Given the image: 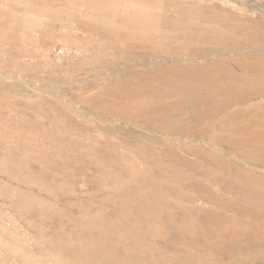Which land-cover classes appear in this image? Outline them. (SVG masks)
<instances>
[{"label":"rangeland","instance_id":"1","mask_svg":"<svg viewBox=\"0 0 264 264\" xmlns=\"http://www.w3.org/2000/svg\"><path fill=\"white\" fill-rule=\"evenodd\" d=\"M262 122L264 0H0V264H264Z\"/></svg>","mask_w":264,"mask_h":264},{"label":"bare ground","instance_id":"2","mask_svg":"<svg viewBox=\"0 0 264 264\" xmlns=\"http://www.w3.org/2000/svg\"><path fill=\"white\" fill-rule=\"evenodd\" d=\"M193 2V1H192ZM194 3V2H193ZM197 3V2H196ZM139 19V18H138ZM137 19V20H138ZM86 31V30H85ZM221 33V32H220ZM222 36V38H224L223 37V35H221ZM220 36V37H221ZM240 36V35H239ZM244 37V36H243ZM244 39V38H243ZM258 42V41H257ZM160 45V44H159ZM180 46H182V45H180ZM164 47V46H163ZM178 47V46H177ZM176 47V48H177ZM186 47H187V45H186ZM136 48V47H135ZM182 48V47H181ZM189 48V47H188ZM187 48V49H188ZM137 49V48H136ZM163 49V48H162ZM165 49V48H164ZM187 49H186V51H187ZM181 50V49H180ZM184 50V49H183ZM185 51V52H186ZM165 52V51H164ZM228 52V51H227ZM197 53V52H196ZM187 54V53H186ZM153 55V54H152ZM160 55V54H159ZM167 57H168V55H166ZM178 56H179V54H178ZM191 56V55H190ZM151 61V60H150ZM158 62V61H157ZM150 64V63H149ZM193 64V63H192ZM153 65V64H152ZM220 65V64H219ZM218 65V66H219ZM162 66V65H161ZM155 67V66H154ZM169 67V66H168ZM183 67V66H182ZM181 68V67H180ZM179 68V69H180ZM218 68V67H217ZM98 69V68H97ZM137 69V68H136ZM155 69V68H154ZM159 69V68H158ZM163 69V68H162ZM178 69V70H179ZM210 69V68H209ZM219 69H220V67H219ZM129 70V69H128ZM149 70V69H148ZM178 70H177V72H178ZM147 71V70H146ZM169 71V70H168ZM182 71H184V70H182ZM126 72V71H125ZM124 72V73H125ZM172 72V71H171ZM176 72V71H175ZM176 72V73H177ZM185 72V71H184ZM189 72V71H188ZM201 72V71H200ZM162 73V72H161ZM182 73V72H181ZM216 73V72H215ZM129 74H131V73H129ZM150 74V73H149ZM196 74V73H195ZM124 76H125V74H123ZM133 75V74H132ZM145 75H146V73H145ZM178 75H180V74H178ZM207 75V74H206ZM216 75V74H215ZM220 75V74H219ZM137 76V75H136ZM135 76V77H136ZM150 76V75H149ZM155 76V75H154ZM168 76H169V74H168ZM185 76V75H184ZM189 76V75H188ZM191 76V75H190ZM195 76V75H194ZM194 76H192V77H194ZM208 76V75H207ZM123 77V76H122ZM200 77V76H199ZM203 77H204V75H203ZM215 77V76H214ZM217 77H218V74H217ZM132 78V77H131ZM140 78H141V76H140ZM151 78V77H150ZM161 78H163V77H161ZM211 78V77H210ZM157 79H159V78H157ZM174 79V78H173ZM191 79V78H190ZM195 79V78H194ZM203 79H207L206 77H204ZM217 79V78H216ZM215 79V80H216ZM243 79V78H242ZM211 80V79H210ZM209 80V81H210ZM218 80V79H217ZM216 80V81H217ZM122 81V80H121ZM140 81H141V79H140ZM156 81V80H155ZM208 81V80H207ZM213 81V80H212ZM137 82V81H136ZM215 82V81H214ZM223 82V81H222ZM132 83V82H131ZM148 83V82H147ZM153 83V82H152ZM165 83V82H164ZM199 83V82H198ZM24 84V83H23ZM111 84V83H110ZM113 84V83H112ZM121 84V83H120ZM128 84V83H127ZM148 84H150V83H148ZM216 84V83H215ZM136 85H137V83H136ZM141 85V84H140ZM140 85H138L139 87H140ZM188 85V84H187ZM121 86V85H120ZM133 86V85H132ZM142 86V85H141ZM146 86H148V85H146ZM157 86V85H156ZM167 86V85H166ZM186 86V85H185ZM192 86V85H191ZM123 87V86H122ZM121 87V88H122ZM128 87V86H127ZM134 87V86H133ZM132 87V88H133ZM136 87V86H135ZM144 87V86H143ZM142 87V89L144 90V88ZM152 87H153V85H152ZM214 87V86H213ZM216 87V86H215ZM223 87V86H222ZM115 88H117V87H115ZM120 88V87H119ZM153 88H155V87H153ZM175 88V87H174ZM178 88V90H179V92H181L180 90L183 88L182 86H178V85H176V89ZM191 88H193V86L191 87ZM145 89H146V87H145ZM167 89H169L168 88V86H167ZM185 89V88H184ZM108 90V89H107ZM123 90H125V89H123ZM149 90V89H148ZM173 90V89H172ZM178 90H174V91H178ZM188 90V89H187ZM192 90V89H191ZM216 90V89H215ZM151 91V90H150ZM157 91V90H156ZM229 91V90H228ZM109 92V91H108ZM112 92V91H111ZM127 92V91H126ZM125 92V93H126ZM132 92V91H131ZM147 92H149V91H147ZM153 92V91H152ZM168 92V91H167ZM172 92V91H171ZM194 92V91H193ZM211 92V91H210ZM220 92V91H219ZM116 93V92H115ZM121 93H122V91H121ZM124 93V92H123ZM129 93V92H128ZM174 93V92H173ZM183 93V92H182ZM186 93V92H185ZM218 93V92H217ZM232 93V92H231ZM113 94V93H112ZM139 94V93H138ZM145 94V93H144ZM143 94V95H144ZM149 94H151V93H149ZM148 94V95H149ZM158 94V93H157ZM161 94H163L162 92H161ZM169 94V93H168ZM171 94V93H170ZM191 94V93H190ZM221 94V93H220ZM244 94V93H243ZM101 95V94H100ZM114 95V94H113ZM121 95H123V94H121ZM128 95V94H127ZM167 95V94H166ZM196 95V94H195ZM214 95V94H213ZM129 96V95H128ZM128 96H127V98H128ZM132 96V95H131ZM137 96V95H136ZM182 96V95H181ZM104 97H106V96H104ZM113 97V96H112ZM150 97V96H149ZM154 97V96H153ZM161 97V96H160ZM171 97V96H170ZM187 97V96H186ZM111 98V97H110ZM119 98V97H118ZM136 98V97H135ZM158 98V97H157ZM165 98V97H164ZM180 98V97H179ZM191 98V97H190ZM209 98V97H208ZM213 98V97H212ZM223 98V97H222ZM113 99H114V97H113ZM169 99V98H168ZM210 99V98H209ZM232 99V98H231ZM112 100V99H111ZM119 100H121V99H119ZM141 100V99H140ZM160 100V99H159ZM178 100V99H177ZM220 100V99H219ZM222 100V99H221ZM103 101V100H102ZM105 101V100H104ZM127 101V100H126ZM161 101V100H160ZM197 101V100H196ZM211 101V100H210ZM213 101H216V100H213ZM112 102V101H111ZM183 102V101H182ZM202 102V101H201ZM205 102V101H204ZM220 102V101H219ZM230 102V101H229ZM105 103V102H104ZM113 103H115V102H113ZM117 103V102H116ZM118 103H119V101H118ZM126 103V102H125ZM141 103V102H140ZM159 103V102H158ZM181 103V102H180ZM190 103V102H189ZM218 103V102H217ZM221 103V102H220ZM219 103V104H220ZM226 103V102H225ZM225 103H223V104H225ZM134 104V103H133ZM151 104V103H150ZM167 104V103H166ZM171 104V103H170ZM176 104V103H175ZM202 104V103H201ZM213 104V103H212ZM211 104V105H212ZM100 105V104H99ZM112 105V104H111ZM114 105H116V104H114ZM124 105H126V104H124ZM139 105V104H138ZM182 105V104H181ZM216 105V104H215ZM97 106V105H96ZM101 106H103V105H101ZM109 106V105H108ZM128 106V105H127ZM151 106V105H150ZM160 106H161V104H160ZM174 106V105H173ZM189 106V105H188ZM203 106V105H202ZM209 106H210V104H209ZM98 108H99V106H97ZM97 107H96V109H97ZM116 107V106H115ZM119 107V106H118ZM145 107V106H144ZM204 107V106H203ZM225 107H226V105H225ZM101 108V107H100ZM104 108H106V107H104ZM108 108V107H107ZM109 108H112L111 106L109 107ZM120 108V107H119ZM125 108V107H124ZM214 108V107H213ZM212 108V109H213ZM103 109V108H102ZM118 109V108H117ZM116 109V110H117ZM190 109V108H189ZM211 109V110H212ZM128 110V109H127ZM188 110V109H187ZM218 110V109H217ZM217 110H215V111H217ZM98 111H99V109H98ZM103 111V110H102ZM101 111V112H102ZM107 111V110H106ZM113 111V110H112ZM209 111V110H208ZM213 111V110H212ZM105 112V111H104ZM107 112H109V109H108V111ZM121 112V111H120ZM116 113H119V112H116ZM114 114V113H113ZM143 114H144V112H143ZM159 114V113H158ZM214 114V113H213ZM108 115H110V114H108ZM216 115V114H215ZM218 115V114H217ZM216 115V116H217ZM99 116V115H98ZM119 116H120V114H119ZM145 116V115H144ZM110 117V116H109ZM112 117V116H111ZM117 117V116H116ZM115 117V118H116ZM139 117V116H138ZM180 117V116H179ZM231 117H233V116H231ZM119 118V117H118ZM118 118H116V119H118ZM145 118V117H144ZM129 119V118H128ZM130 119H131V117H130ZM231 119V118H230ZM113 120V119H112ZM210 120V119H209ZM103 121V120H102ZM143 121V120H142ZM259 121V120H258ZM206 122V121H205ZM261 122V121H260ZM259 122V123H260ZM263 123V122H262ZM114 124V123H113ZM264 124V123H263ZM110 125V124H109ZM115 125V124H114ZM118 124H116V126H117ZM206 125H207V123H206ZM107 126V125H106ZM120 126V125H119ZM179 126H180V124H179ZM169 127V126H168ZM107 128V127H106ZM105 128V129H106ZM109 128V127H108ZM113 128H114V126H113ZM120 128V127H119ZM122 128V127H121ZM110 129V128H109ZM172 129V128H171ZM114 130V129H113ZM122 130V129H121ZM261 130V129H260ZM112 131V130H111ZM173 132H175V131H173ZM178 132V131H177ZM186 132V131H185ZM114 133H115V131H114ZM126 136V135H125ZM149 136V135H148ZM262 136H264V135H262ZM153 137V136H152ZM175 138V137H174ZM181 137H179V139H180ZM190 138V137H189ZM192 138V137H191ZM188 139V138H187ZM262 139V138H261ZM119 140V139H118ZM192 141V140H191ZM117 142V141H116ZM113 143V142H112ZM108 145V144H107ZM114 145H115V143H114ZM211 146V145H210ZM237 147V146H236ZM168 150H169V148H168ZM190 151V150H189ZM192 151V150H191ZM246 151V150H245ZM189 153V152H188ZM242 153V152H241ZM186 155V154H185ZM241 155V154H240ZM122 156V155H121ZM149 157V156H148ZM147 157V159H149ZM151 157V156H150ZM213 161V160H212ZM255 161V160H254ZM258 161V160H257ZM218 163V162H217ZM260 165H262V164H260ZM142 176H144V175H142ZM144 178V177H143ZM142 178V179H143ZM139 179V178H138ZM137 179V182L139 181V183H142V182H140V180H138ZM145 179V178H144ZM178 179V178H177ZM142 181V180H141ZM149 181H151V180H149ZM151 183V182H150ZM135 184V183H134ZM144 184V183H143ZM152 184V183H151ZM145 185V184H144ZM144 185H143V187H144ZM136 186V184L133 186V188ZM146 186V185H145ZM132 187V186H131ZM141 187L142 186H140V187H135V190H136V192L134 193V194H132L134 197H135V200H136V202H137V199H138V201H140V203H144V204H146V203H154V202H156V200H157V198H159L158 200L159 201H164L165 202V199H164V196L163 195H161L160 197H157V195H156V192H154L155 190V188L153 189V186L151 185H148L146 188H144L143 190L141 189ZM186 187V186H185ZM157 189V188H156ZM128 190L130 191V189L128 188ZM132 190V189H131ZM165 190V189H164ZM169 190V189H168ZM171 191V190H170ZM128 192V191H127ZM131 192V191H130ZM168 192V191H167ZM129 193V192H128ZM132 193V192H131ZM162 194H165V193H162ZM172 194V193H171ZM173 196V195H172ZM175 196V195H174ZM217 198V197H216ZM215 197H214V199H216ZM133 200V199H132ZM212 200V199H211ZM215 201V200H214ZM140 203H137L138 205L140 204ZM159 203V202H158ZM134 204V203H133ZM155 204V203H154ZM136 206V205H135ZM127 207V206H126ZM125 207V213H127L128 214V216H135V214H137L135 211H136V209L135 208H129V207H127L126 208ZM133 207V206H132ZM137 207V206H136ZM142 211V210H141ZM139 212V211H138ZM139 215V214H138ZM100 235V237H102L103 235L102 234H100V232L98 233V234H96V236H94V237H92V238H90V242H88L89 244H87V243H82L81 245H79L80 246V248L78 249V250H76V249H74V250H72L71 251V254H72V257H73V260H72V262H74V264H123V263H125V264H148L147 262H145V261H138V260H136L135 259V257L133 258V257H131V256H129V258H120L117 254H115V252L114 251H112V250H110V251H108L107 249H105L106 251L105 252H100L99 250H101V249H98V246H100V242H99V236ZM77 236V235H76ZM79 236V235H78ZM79 239V238H78ZM78 239H77V241H78ZM77 241H76V244H77ZM82 241V240H81ZM81 241H79V242H81ZM77 247V246H76ZM135 254V253H134ZM132 256H134V255H132ZM128 257V256H127ZM247 261V260H246Z\"/></svg>","mask_w":264,"mask_h":264}]
</instances>
